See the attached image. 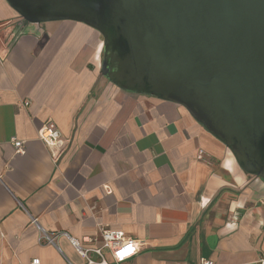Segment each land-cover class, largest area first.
<instances>
[{"label":"crops","instance_id":"obj_1","mask_svg":"<svg viewBox=\"0 0 264 264\" xmlns=\"http://www.w3.org/2000/svg\"><path fill=\"white\" fill-rule=\"evenodd\" d=\"M0 22V264H88L70 237L101 247L103 228L139 242L131 264H262L263 178L184 106L105 78L94 28L28 23L7 0ZM48 120L62 146L40 137Z\"/></svg>","mask_w":264,"mask_h":264},{"label":"water","instance_id":"obj_2","mask_svg":"<svg viewBox=\"0 0 264 264\" xmlns=\"http://www.w3.org/2000/svg\"><path fill=\"white\" fill-rule=\"evenodd\" d=\"M28 23L72 20L103 37L101 73L184 106L264 179V0H7Z\"/></svg>","mask_w":264,"mask_h":264},{"label":"built area","instance_id":"obj_3","mask_svg":"<svg viewBox=\"0 0 264 264\" xmlns=\"http://www.w3.org/2000/svg\"><path fill=\"white\" fill-rule=\"evenodd\" d=\"M22 19V18H21ZM10 22H0V32L4 27L9 26ZM11 33L10 42L20 34ZM25 105H29V101L24 102ZM40 137L50 146H62L63 140L57 131V125L53 120H48L46 124L40 129ZM16 152H25V145L23 140H14ZM57 155V152L54 153ZM33 222L38 224L37 218H33ZM40 227V226H39ZM40 240L45 244H51L55 242V237L46 232L41 228ZM67 236H69L67 234ZM71 238L73 245L76 247L78 252L87 259L88 264H131L130 261L138 254L140 251V244L134 238L128 236L124 230L121 229H102V242L103 245L97 248H86L82 247L79 240ZM107 248L112 256V261L108 260L103 249ZM91 252L98 255L99 260H94L90 254ZM31 264H40V258H34ZM201 264H213L210 260L203 259ZM264 264V259L262 260Z\"/></svg>","mask_w":264,"mask_h":264}]
</instances>
